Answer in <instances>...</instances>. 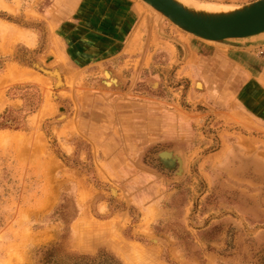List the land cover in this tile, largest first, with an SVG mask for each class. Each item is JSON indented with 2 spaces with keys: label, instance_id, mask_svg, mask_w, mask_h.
<instances>
[{
  "label": "rangeland",
  "instance_id": "374dc122",
  "mask_svg": "<svg viewBox=\"0 0 264 264\" xmlns=\"http://www.w3.org/2000/svg\"><path fill=\"white\" fill-rule=\"evenodd\" d=\"M132 1L105 60L67 21L81 0H0V264H264V89L212 58L228 44ZM59 35L93 64L69 65Z\"/></svg>",
  "mask_w": 264,
  "mask_h": 264
},
{
  "label": "crops",
  "instance_id": "0c3cea01",
  "mask_svg": "<svg viewBox=\"0 0 264 264\" xmlns=\"http://www.w3.org/2000/svg\"><path fill=\"white\" fill-rule=\"evenodd\" d=\"M82 3L87 7H85L83 11L78 10V8L74 13V17L72 16L71 19H69L71 21H67L76 23L75 25H77L76 27L78 28V30L80 29V32L81 30L86 29V33L89 34L88 36H92L93 38L95 35V40L101 43L99 45L91 42L89 44V48L96 49L97 53L104 56V58L106 57L105 60H110L123 53L128 47V41L130 40L132 34L135 33L137 29L136 26L140 19L139 8L137 4L132 0H81L80 6H82ZM94 15L98 16L97 20H92ZM90 20L94 21L95 24L91 25L90 29H88L89 25L87 23ZM71 27L76 29V27ZM69 38L70 37L66 39V35H59L58 39L60 45L63 48L62 54L68 64L73 67L81 68H85L93 64V59H78L77 55L74 53L72 54L71 51V48L75 50L76 45H78L80 48L87 47L84 45L86 41L84 35L83 37L78 38V41H82V43H78V41L71 42ZM239 41L251 42H248L250 45L240 43L236 44L235 42H233L228 45H225V49H219L215 47V50L213 52L214 56L212 58H215V55H217V58L224 60V62L228 63L229 65H232V67L235 68L236 72H239V75L243 79H246L245 81L256 80L264 89V68H262L261 64L259 65L257 63L256 66L251 65V57L253 56H251L250 54L248 56L247 51L250 50L249 48L248 50L246 47V51H244L242 48H237L238 46H254V44L258 45V43L262 44L264 42V33L246 40ZM188 46V48L186 46V49H184L186 56H184V59H182L181 62L182 69L185 68V65L188 64L189 58L191 57V55H193L190 44H188ZM206 51L207 48L204 47L203 52L206 53ZM244 52H246L245 55ZM197 59V61L199 62L202 61L204 65L205 63L209 64V62H211L209 58ZM197 84H201L203 88L207 86V83L203 82H198ZM238 107L239 106H236L237 109ZM238 111L240 112V110ZM166 153L171 154L169 152H162L161 156L162 154L166 155ZM162 157L170 158L164 156Z\"/></svg>",
  "mask_w": 264,
  "mask_h": 264
},
{
  "label": "water",
  "instance_id": "95a60500",
  "mask_svg": "<svg viewBox=\"0 0 264 264\" xmlns=\"http://www.w3.org/2000/svg\"><path fill=\"white\" fill-rule=\"evenodd\" d=\"M185 33L219 44L264 33V0H256L227 13H203L176 0H142ZM40 70L47 73L43 69Z\"/></svg>",
  "mask_w": 264,
  "mask_h": 264
},
{
  "label": "bare ground",
  "instance_id": "6f19581e",
  "mask_svg": "<svg viewBox=\"0 0 264 264\" xmlns=\"http://www.w3.org/2000/svg\"><path fill=\"white\" fill-rule=\"evenodd\" d=\"M142 1V0H141ZM176 1H178L181 5H183L184 7H186V8H188V9H192V10H194V11H197V12H203V13H212V14H219V13H227V12H231V11H233L232 9H230V10H228V9H226V10H213V9H211L210 7H201L202 5H200L199 6V4L197 5V3H193V2H191V1H187V0H176ZM143 2V1H142ZM145 3V2H144ZM147 4V3H146ZM150 6V5H149ZM151 7V6H150ZM152 8V7H151ZM208 8H210V9H208ZM153 10H155L154 8H152ZM236 9V8H235ZM234 9V10H235ZM156 12H158L157 10H155ZM159 14H161L160 12H158ZM162 15V14H161ZM186 34H189V33H186ZM189 35H191V34H189ZM192 36V35H191ZM237 40H242V39H237ZM244 40V39H243ZM208 42H210V41H208ZM228 42H230V43H233L234 42V40H231V41H228ZM213 43V42H212ZM214 43H216V42H214ZM218 44V43H217ZM264 43H262V44H259V45H257V47L258 46H261V45H263ZM48 73H50V72H48ZM58 73L57 72H55V75H57ZM49 75V74H48ZM61 84V83H60ZM59 84V85H60ZM58 86V85H57ZM170 155L171 154H168V153H166V155L165 154H162V156H164V157H170Z\"/></svg>",
  "mask_w": 264,
  "mask_h": 264
},
{
  "label": "built area",
  "instance_id": "2783aa9c",
  "mask_svg": "<svg viewBox=\"0 0 264 264\" xmlns=\"http://www.w3.org/2000/svg\"><path fill=\"white\" fill-rule=\"evenodd\" d=\"M257 53L264 59V44L257 47Z\"/></svg>",
  "mask_w": 264,
  "mask_h": 264
}]
</instances>
